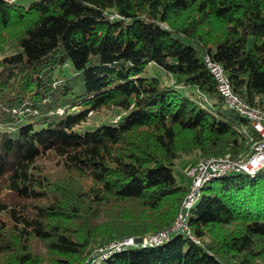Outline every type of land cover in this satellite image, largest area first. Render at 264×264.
Here are the masks:
<instances>
[{
  "label": "trees",
  "instance_id": "trees-1",
  "mask_svg": "<svg viewBox=\"0 0 264 264\" xmlns=\"http://www.w3.org/2000/svg\"><path fill=\"white\" fill-rule=\"evenodd\" d=\"M7 40L0 264H264V166L210 177L188 207L199 162L176 174L185 156H246L261 138L204 57L264 111V0H0ZM180 213L187 229L103 256Z\"/></svg>",
  "mask_w": 264,
  "mask_h": 264
},
{
  "label": "bare ground",
  "instance_id": "bare-ground-1",
  "mask_svg": "<svg viewBox=\"0 0 264 264\" xmlns=\"http://www.w3.org/2000/svg\"><path fill=\"white\" fill-rule=\"evenodd\" d=\"M204 61L207 65V67L209 68L210 72L212 73V75L214 76L216 82H217V86H218V91L220 92V94L225 98L226 102H227V106L232 107V109H237V111L239 110V106H237L235 103L229 102V98L227 96V90L229 92V94L232 95V97H234L237 100H240V102L246 104L247 106V110L251 113H264V111L261 108H257L255 106H252L249 104V102L247 103L242 97L241 95L239 96L233 89V86L225 72V69L223 67V65L219 62L216 61L215 59L213 60H208L207 55L204 57ZM220 75H221V80L223 82V86L225 89L221 88V84H220ZM244 116H246L252 123V125L254 126V130H256L257 132L255 134L261 136L260 139L257 138L258 141H256V139L253 140L256 141L253 145V151L252 153H250L249 155L243 156L240 155L238 157L232 158L229 154L223 157H219V156H210V157H204L197 168L192 169V173H198L199 167H202L203 164H207L209 161L213 162V163H239V162H245L246 159H251L252 157H254V155L257 154V148H258V144H260L262 142V139L264 138V130L261 126H256L254 124V118L252 116H248L247 114L241 112ZM246 118V119H247ZM249 122V121H248ZM248 131V130H247ZM249 136V135H248ZM252 136V135H251ZM250 137V136H249ZM258 137V136H257ZM253 141V142H254ZM264 166L260 165L259 167H253V168H242V169H229V170H209L206 172H203L202 175L199 177V179L197 181H195L194 183V196L192 197V199L190 200L191 204L195 201L197 194H198V190L200 188V186L210 177L212 176H225L229 173L232 172H238V171H243L249 174H255L257 172L258 169H260L261 167ZM192 191L188 194L187 198L189 200V198H191L192 196ZM200 191V190H199ZM199 195V194H198ZM187 200V199H186ZM190 204V205H191ZM187 206V205H186ZM186 208V207H185ZM183 213V212H182ZM185 213V211H184ZM183 218V214H179L174 225L171 226L168 230H165L163 232L160 233H156L154 235L148 236V237H144L142 239H144L143 241L145 242L146 239H148L149 244H155V243H159L160 241H163V239L165 238H161V240L159 239L161 236H164L165 233H167L168 231H170L175 225L176 223H178L180 221V219ZM184 229H187V224L185 222V217H184ZM168 237V236H166ZM134 237H130V240H132ZM146 238V239H145ZM124 240V239H123ZM136 240V239H135ZM119 241V240H117ZM122 241V240H120ZM116 242V241H115ZM113 243V241H112ZM133 244V243H130ZM129 243L125 244V245H130ZM122 246V245H121ZM120 247V246H118ZM116 247V248H118ZM113 250V249H112Z\"/></svg>",
  "mask_w": 264,
  "mask_h": 264
},
{
  "label": "built area",
  "instance_id": "built-area-1",
  "mask_svg": "<svg viewBox=\"0 0 264 264\" xmlns=\"http://www.w3.org/2000/svg\"><path fill=\"white\" fill-rule=\"evenodd\" d=\"M208 57V60H213V57L209 54H206ZM220 84L221 88L225 89L223 86V82L221 80V75H220ZM227 96L229 98V102L235 103L237 106H239L240 112H243L247 114L248 116H252L254 118V124L256 126H261L264 130V113H251L247 110L246 104L240 102V100L235 99L232 97L231 94H229L227 90ZM264 163V138L262 139V142L258 144L257 148V154L254 155L251 159H246L245 162H239V163H213L209 161L207 164H203L202 167H199L198 173H189L188 174L192 177L193 181V191H192V196L189 198L188 202L192 199L194 196V183L199 179V177L202 175L203 172L209 171V170H229V169H242V168H253V167H259L260 165H263ZM188 207V206H187ZM184 230V216L183 218L180 219L178 223L170 230ZM168 231L167 233L164 234V236H161L159 239L164 238L168 236ZM143 240V239H142ZM130 237L124 238L122 241H117L113 242L108 250H112L113 248H116L121 245H125L129 243Z\"/></svg>",
  "mask_w": 264,
  "mask_h": 264
},
{
  "label": "rangeland",
  "instance_id": "rangeland-1",
  "mask_svg": "<svg viewBox=\"0 0 264 264\" xmlns=\"http://www.w3.org/2000/svg\"><path fill=\"white\" fill-rule=\"evenodd\" d=\"M14 50H16L15 46H14V41L13 40H7L6 42H4L3 44H0V57L6 55V54H10L12 53ZM147 75H156L158 76L162 81L166 82V83H171V77L168 75V73L163 69L161 68L160 66L158 65H152V66H149L148 69H147V72H146ZM226 106H224L225 108ZM113 113L114 114V111H111L109 112V114ZM116 114V113H115ZM99 117H100V114H97ZM115 116L113 115H110V118H114ZM96 114H91V121H93V119H96ZM203 158L199 157L197 158L196 155H190V156H185L183 159H180L178 160V163H177V168H176V174L178 177L181 176V170H183L184 168H186L188 166V164L190 165V162L192 161H198L200 163V161L202 160ZM199 163L196 165V166H193L189 169V173H192V169L194 168H197ZM186 172V170H185ZM188 173V171H187ZM189 175V174H188ZM191 190H193V181H192V184H191V188H190V191L189 193L191 192ZM188 193V194H189ZM188 196V195H187ZM187 200H185L184 204L187 205V206H190L191 202L189 201L188 202V198L186 197ZM168 237H165L163 239V241L165 239H167ZM136 238H133L132 240L129 241V244L130 243H137V241L135 240ZM146 239V238H145ZM144 240V239H143ZM142 240L141 243H146L148 242V239L145 240V242ZM120 241V240H119ZM115 242V241H114ZM117 242V241H116ZM112 244V242L109 244V246ZM115 249V248H113ZM112 250H108L105 254H103L104 257H108L110 254H112L111 252Z\"/></svg>",
  "mask_w": 264,
  "mask_h": 264
},
{
  "label": "water",
  "instance_id": "water-1",
  "mask_svg": "<svg viewBox=\"0 0 264 264\" xmlns=\"http://www.w3.org/2000/svg\"><path fill=\"white\" fill-rule=\"evenodd\" d=\"M261 168H262V167H261ZM258 170H259V169H258ZM258 170H257V171H258ZM238 172H243V171H238ZM136 241H137V243H138V242H140V243H141V242H142V238H140V237H137V238H136Z\"/></svg>",
  "mask_w": 264,
  "mask_h": 264
}]
</instances>
